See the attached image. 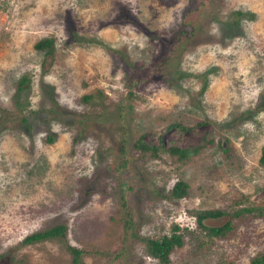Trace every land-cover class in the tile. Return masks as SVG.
I'll return each mask as SVG.
<instances>
[{"label":"rangeland","instance_id":"374dc122","mask_svg":"<svg viewBox=\"0 0 264 264\" xmlns=\"http://www.w3.org/2000/svg\"><path fill=\"white\" fill-rule=\"evenodd\" d=\"M164 1L0 0V264H74L60 239L21 242L55 223L84 249L75 264H248L264 252V215L206 218L233 223L211 239L192 213L264 207V0ZM189 20L191 36L155 64ZM42 36L53 37L48 54L33 47ZM172 118L192 127L181 143L212 142L182 163L137 155L138 135L174 137ZM178 178L187 193L167 196ZM172 223L187 230L161 263L138 236Z\"/></svg>","mask_w":264,"mask_h":264},{"label":"trees","instance_id":"16d2710c","mask_svg":"<svg viewBox=\"0 0 264 264\" xmlns=\"http://www.w3.org/2000/svg\"><path fill=\"white\" fill-rule=\"evenodd\" d=\"M174 0H165L164 2L166 4H171ZM235 16H247V17H253V12L251 11H242L240 9H236L234 11ZM132 21V19H129ZM180 29L174 34L175 37L172 40L170 47L166 49L165 52L162 54H159V59L155 61V64H167V60L174 55V52L178 45L180 44V41L183 38L191 36V33L194 31V23L192 21L186 22L184 25L181 24L179 27ZM33 47L37 50H43L45 54H48L51 52L53 48V37L51 36H42L34 41ZM156 68V67H155ZM29 78L26 74L20 75L16 80V86H15V94L22 91L26 86ZM80 99L82 102H90L92 99V94L90 92L83 93L80 96ZM119 111L118 113H120ZM45 114L48 116V119L57 118L55 111L52 109H47ZM122 115V114H120ZM101 116V115H96ZM69 116H67L68 118ZM116 119H120L117 117H114ZM203 123L202 120H196L194 121V125ZM192 127L190 125L185 124L183 121L172 118L170 119L166 125L165 129H171L175 133L174 137L168 141L166 144L162 139L160 135H157L156 139L153 141H146L144 140L141 135H138L131 143V147H133L135 150H137V155L139 156H149L151 158H162L164 160L169 161H177V162H184L193 154H196L202 147L212 142L211 138H207L205 136H201V141H197L195 143L191 144H184L181 143V136L184 132L187 130H190ZM77 133L76 135H78ZM77 137L74 136L73 140H75ZM55 139V133L51 131H47L45 135V140L47 142H52ZM218 147L225 149L222 147V145L218 144ZM126 149L124 146H121L120 153L124 157ZM258 162L262 165H264V143L260 147V153L258 156ZM126 158H123V160L119 163L120 165H125ZM122 185L123 183L120 182ZM121 197H123L124 193V187L121 188L120 191ZM187 193V183L181 179L178 178L176 181H174L169 189L167 190L166 195L172 196V197H180ZM239 202V200H238ZM194 219L196 227L200 228L203 231V234L207 238H213V237H223L226 236V234L231 230L233 223L230 221H226L220 225H207L204 223V219L206 218H214L218 217L222 214H229L232 217H242L247 218L249 215L251 216H263L264 215V207L259 206L257 204L248 202L243 206H239L236 208H232L231 210H223L221 208L215 207V208H201V209H194ZM125 218L123 219V230L130 227L131 224V218L127 211H125ZM187 228L179 227L177 224L172 223L170 226L169 233H162L158 236H142L139 235L138 238L140 240L144 241V251L159 260L161 263H167L170 261V253L173 250L174 247L180 246L183 242L182 235L184 234V231H186ZM191 234V233H190ZM55 237L57 239H60L64 242V244L69 249L70 253L72 254L71 260L72 262L78 263L81 260L82 251L84 249L76 247L74 245H70L66 241V226L64 223H55L49 227L35 230L31 233H28L24 235L21 238V242L24 243H30L35 242L39 240H44L47 238ZM248 264H264V252L259 251L258 253L252 255L249 258Z\"/></svg>","mask_w":264,"mask_h":264}]
</instances>
